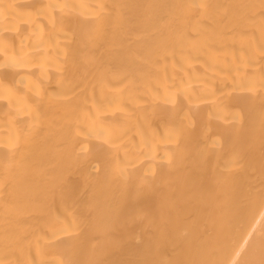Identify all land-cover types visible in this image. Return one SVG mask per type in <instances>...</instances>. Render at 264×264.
I'll use <instances>...</instances> for the list:
<instances>
[{"label": "bare ground", "instance_id": "6f19581e", "mask_svg": "<svg viewBox=\"0 0 264 264\" xmlns=\"http://www.w3.org/2000/svg\"><path fill=\"white\" fill-rule=\"evenodd\" d=\"M0 264H264V0H0Z\"/></svg>", "mask_w": 264, "mask_h": 264}]
</instances>
